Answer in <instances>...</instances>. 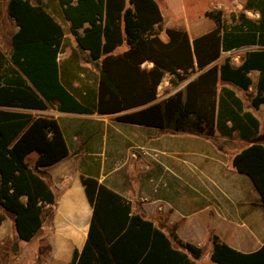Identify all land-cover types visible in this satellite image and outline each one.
Returning a JSON list of instances; mask_svg holds the SVG:
<instances>
[{
    "label": "trees",
    "instance_id": "16d2710c",
    "mask_svg": "<svg viewBox=\"0 0 264 264\" xmlns=\"http://www.w3.org/2000/svg\"><path fill=\"white\" fill-rule=\"evenodd\" d=\"M8 0L7 16L17 31L11 51L0 50V225L13 217L18 240L28 242L40 230L57 196L39 170L68 155L58 120L28 111L115 115L118 122L175 132L252 140L258 119L228 86L248 90L249 74L258 73L254 109L264 104V48L245 51L238 66L223 54L264 47V0H244L245 12L226 23L221 11L205 17L214 27L193 39L185 30L164 28L155 0ZM68 23L78 53L91 66V82L70 90L77 78L58 60ZM0 11V21H1ZM145 64L149 67L144 66ZM165 75L175 86L161 102L157 89ZM194 75L193 78L190 77ZM80 98V99H79ZM37 153L33 164L27 160ZM232 167L250 180L264 211V147L252 143L232 159ZM92 208L86 239L68 264H197L202 249L167 236L153 221L132 211L120 194L80 175ZM213 264H264V242L241 253L210 234ZM192 259H191V258Z\"/></svg>",
    "mask_w": 264,
    "mask_h": 264
},
{
    "label": "crops",
    "instance_id": "0c3cea01",
    "mask_svg": "<svg viewBox=\"0 0 264 264\" xmlns=\"http://www.w3.org/2000/svg\"><path fill=\"white\" fill-rule=\"evenodd\" d=\"M16 31L14 23L13 33ZM263 48L251 46L243 50L245 52ZM10 51L11 46L8 54L2 52L9 56ZM68 56L64 53L63 58ZM64 67L76 77L84 70L78 65L73 68L66 65ZM249 76L252 85L248 90L228 87L242 100L245 110L258 119V134L252 140L241 139L238 132L231 136L216 134L218 141L221 142L220 147L211 145L204 137L180 135V145L178 148L175 147L172 154L171 149L162 148L157 144L162 138H168V134L142 137L103 134L98 140V149L93 150L87 137L77 136L82 144L77 143V137L73 135L78 131L72 134V143L69 144L60 122L61 116L78 118L85 115L55 111L54 117L63 132L68 155L39 170L49 178L50 187L57 196L56 206L53 207L46 222L43 218L42 226L35 234L36 238L34 235L31 239L33 241L38 239V245H20L15 241L17 245L15 253H12V248L6 244L16 236L13 217L9 214L11 219L6 218L0 225V264H68L73 251L82 249L92 208L80 183V175L95 178L98 183L130 201L133 212L153 221L154 225L167 236L175 227L174 233L182 242L199 248L208 246L209 256L212 251L209 242L211 233L238 252L251 253L258 250L264 242V211L260 206L259 195L248 177L232 167L233 157L243 148L252 143H259L264 147V104L258 109L250 105L255 95L258 73L252 71ZM71 92L76 93L75 96L78 98L77 91ZM245 92L251 93L249 102L246 101ZM184 152L186 156L191 157L184 158ZM136 154L144 160H150L152 156L158 158V190L149 184L150 180L147 177L156 176L150 173L147 165V170L143 169L138 173L133 186L128 180L130 174L118 172V169L112 166L115 164L104 171L103 159L107 156L133 158L137 156ZM91 156H98L101 159L93 166L91 161L87 160V157ZM133 198L141 201L136 205L137 209L134 208ZM199 260L200 258L195 262L199 264Z\"/></svg>",
    "mask_w": 264,
    "mask_h": 264
},
{
    "label": "rangeland",
    "instance_id": "374dc122",
    "mask_svg": "<svg viewBox=\"0 0 264 264\" xmlns=\"http://www.w3.org/2000/svg\"><path fill=\"white\" fill-rule=\"evenodd\" d=\"M47 3L48 0H45ZM163 13L164 16V28H176L185 30L190 39H193L194 37L204 34L208 31H210L214 27V23L209 18L205 17V12L210 10L215 11H221L223 14V19L226 23L230 22V16L232 14H239L241 12H245L246 15L250 18H256L257 16L249 11H244V0H155ZM8 0H0V11H1V21H0V49L5 53L8 54L10 50V38L14 30V23L13 20L10 19L7 16L6 11V5ZM56 16V15H55ZM56 19L62 24L64 29V44L62 48V52L59 54L58 58L60 60L61 65L64 67L65 65L69 68L75 67V65H78V67L83 68L84 70L79 72V76L75 78L72 81L71 86L69 87L70 90L74 91L73 89L75 87H80L84 83L91 82V70L89 71V67H91L89 64L86 65V59L83 54H80L76 50V44L74 42L73 37L68 33L67 24L62 22L61 19H59L58 16H56ZM247 47L233 50L231 52L223 54V57L229 56L231 59V63L235 66V64H240L241 59L240 57L243 56L244 50ZM64 53H67L69 56L68 58H63ZM61 59H67L66 61H62ZM76 60V61H75ZM81 65V66H79ZM144 66L149 67V65L145 64ZM194 75L190 77L193 78ZM186 82H182L178 84L177 86L173 85L171 83V76L165 75L161 84L159 85L157 89V102H161L168 96L174 94L176 91L183 89ZM75 92V91H74ZM244 96L246 97V101H250L251 93L245 92ZM33 114L36 115H45V116H52L54 117L55 111L53 109H48L46 111H35ZM62 117V118H61ZM61 124L64 128V132L66 134V138L68 139L69 144L72 143L73 136H84L87 137L89 140V144L91 146V149L97 150L98 149V140L103 134L107 135H128L133 137H142L143 135H156V134H168V138H162L160 142L157 144L162 146V148L166 147L167 149H171L174 154L175 147L177 148L180 145L179 138L180 135H197L198 137H204L205 139H208V142L211 145L214 146H221V142L218 141V138L215 136L216 134H219L217 131L214 132L213 135H206V134H197L189 131L185 132H175L172 129H165V130H158L154 128H146L144 126H136V125H130V124H124L121 122H118L115 119V115H98L97 113H94L92 115H85L78 118H73L72 116H61ZM55 118V117H54ZM75 131H78L75 133ZM75 133L73 136L72 134ZM169 134H176L174 136ZM179 134V135H178ZM77 137V143L82 144L80 141V138ZM71 140V141H70ZM183 148L185 149V144L183 145ZM72 149V147H71ZM138 149V148H133ZM222 150V148H221ZM134 151V150H133ZM185 153V152H184ZM136 157H106L104 160V171L108 170L110 166H114L117 171L120 173H129L130 176L128 178L129 182L131 183V186H133V182L138 175L140 171L147 170V166H149L150 173L155 174L156 178L154 176L149 175L147 178H149V184L158 190V172H159V164H158V158L155 156H152L149 160H144L141 156H138L136 154ZM155 155V154H153ZM37 157V153L35 151H32L28 154L27 160L30 164H33L34 160ZM186 156V153L184 154V158L188 159ZM101 157L98 156H91L87 157V160L91 161V163L94 164L97 163ZM145 161V162H144ZM147 161V162H146ZM145 164H144V163ZM157 195V194H156ZM158 197V195H157ZM134 201V208L137 209V204L140 201V199L133 198ZM6 218L11 219V216L6 213ZM48 216H44L45 222L47 221ZM10 221V220H9ZM8 221V222H9ZM7 222V223H8ZM11 224V221H10ZM8 226V224H6ZM9 227V226H8ZM14 229V228H13ZM15 232V230H14ZM36 238V235L34 236ZM15 241H17L20 245H38V239L31 240L29 242H24L21 240H18L15 237H13V240H9L7 242V246L11 249L15 244ZM37 241V243H36ZM202 255L199 260V264H212V262L209 259V253H208V246H203L202 248Z\"/></svg>",
    "mask_w": 264,
    "mask_h": 264
},
{
    "label": "water",
    "instance_id": "95a60500",
    "mask_svg": "<svg viewBox=\"0 0 264 264\" xmlns=\"http://www.w3.org/2000/svg\"><path fill=\"white\" fill-rule=\"evenodd\" d=\"M11 252H12V253L17 252V245H14V246L12 247Z\"/></svg>",
    "mask_w": 264,
    "mask_h": 264
}]
</instances>
